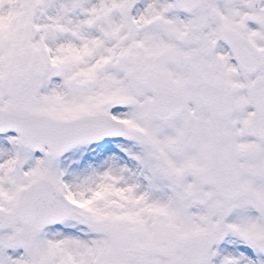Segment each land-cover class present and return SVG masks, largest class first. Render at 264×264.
I'll return each instance as SVG.
<instances>
[{
    "label": "snow or ice",
    "instance_id": "snow-or-ice-1",
    "mask_svg": "<svg viewBox=\"0 0 264 264\" xmlns=\"http://www.w3.org/2000/svg\"><path fill=\"white\" fill-rule=\"evenodd\" d=\"M0 264H264V0H0Z\"/></svg>",
    "mask_w": 264,
    "mask_h": 264
}]
</instances>
